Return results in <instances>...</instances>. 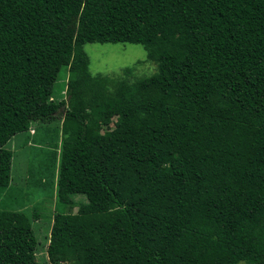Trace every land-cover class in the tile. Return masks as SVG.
Returning a JSON list of instances; mask_svg holds the SVG:
<instances>
[{
  "label": "trees",
  "instance_id": "16d2710c",
  "mask_svg": "<svg viewBox=\"0 0 264 264\" xmlns=\"http://www.w3.org/2000/svg\"><path fill=\"white\" fill-rule=\"evenodd\" d=\"M84 43L139 44L156 70L90 74ZM55 118L49 264H264V0H0V194L7 140ZM11 201L0 264H37Z\"/></svg>",
  "mask_w": 264,
  "mask_h": 264
},
{
  "label": "rangeland",
  "instance_id": "374dc122",
  "mask_svg": "<svg viewBox=\"0 0 264 264\" xmlns=\"http://www.w3.org/2000/svg\"><path fill=\"white\" fill-rule=\"evenodd\" d=\"M75 26L76 19L67 17L64 30L69 37L74 35ZM82 49L88 57L90 74H103L132 83L156 70L155 63L145 58V50L139 44L84 43ZM62 64L57 90L63 95L64 69L68 65L66 55ZM114 121L115 117H112L107 126H101V131L112 128ZM61 138L60 119L55 118L32 123L26 131L11 136L4 145L11 152V162L9 183L0 197L9 196L12 201L5 203L23 211L29 218L36 238L34 257L37 264H49L45 248L56 202L55 183ZM72 201L74 206L64 207L65 213H75L77 205L85 199L75 194Z\"/></svg>",
  "mask_w": 264,
  "mask_h": 264
}]
</instances>
